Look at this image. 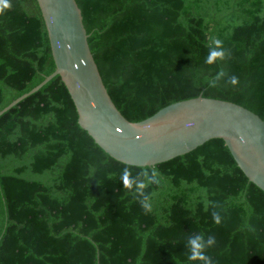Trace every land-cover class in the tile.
I'll use <instances>...</instances> for the list:
<instances>
[{"label":"trees","instance_id":"obj_1","mask_svg":"<svg viewBox=\"0 0 264 264\" xmlns=\"http://www.w3.org/2000/svg\"><path fill=\"white\" fill-rule=\"evenodd\" d=\"M76 2L103 83L129 121L199 95L264 121V0ZM9 3L0 12V110L55 69L37 1ZM213 37L227 55L208 65ZM126 167L133 177L158 170L160 183L144 190L152 212L123 186ZM200 233L216 239L213 264H264V191L222 139L151 166L122 163L78 124L58 75L0 115V264H202L185 248Z\"/></svg>","mask_w":264,"mask_h":264},{"label":"water","instance_id":"obj_2","mask_svg":"<svg viewBox=\"0 0 264 264\" xmlns=\"http://www.w3.org/2000/svg\"><path fill=\"white\" fill-rule=\"evenodd\" d=\"M36 1L55 69L0 115L58 75L75 106L78 124L115 160L151 166L220 138L247 179L264 191V121L259 115L234 102L199 95L129 121L103 83L76 0Z\"/></svg>","mask_w":264,"mask_h":264},{"label":"clouds","instance_id":"obj_3","mask_svg":"<svg viewBox=\"0 0 264 264\" xmlns=\"http://www.w3.org/2000/svg\"><path fill=\"white\" fill-rule=\"evenodd\" d=\"M11 5L9 0H0V12L5 8H10ZM213 47H210L209 53L205 58V64L212 65L217 60L226 59V51L223 48V42L219 38H212ZM227 73L221 69L217 72L214 78L209 79V84L211 87H217L218 82L223 79ZM227 82L233 86L239 83V78L237 76H229ZM159 173L158 170L152 169L149 172L146 169H141L140 172L136 174L135 177L131 175V170L129 168H124L122 170V184L125 188L130 191L134 190L136 194V199L141 205V208L145 214L152 212V204L150 201V195L144 190L149 184H159ZM212 218L214 223L220 224L221 217L218 212H212ZM216 244V239L214 236H208L205 238L204 233L197 235H189L187 237V242L185 248L187 249V261H200L202 264H213L212 257L207 254V249L214 247Z\"/></svg>","mask_w":264,"mask_h":264}]
</instances>
